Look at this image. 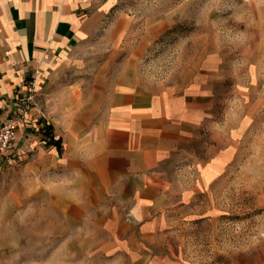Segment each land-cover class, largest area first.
Here are the masks:
<instances>
[{
    "label": "rangeland",
    "instance_id": "obj_1",
    "mask_svg": "<svg viewBox=\"0 0 264 264\" xmlns=\"http://www.w3.org/2000/svg\"><path fill=\"white\" fill-rule=\"evenodd\" d=\"M91 1L0 164V264H264V0Z\"/></svg>",
    "mask_w": 264,
    "mask_h": 264
},
{
    "label": "crops",
    "instance_id": "obj_2",
    "mask_svg": "<svg viewBox=\"0 0 264 264\" xmlns=\"http://www.w3.org/2000/svg\"><path fill=\"white\" fill-rule=\"evenodd\" d=\"M92 9L91 0H0V121L15 116L30 89L35 98L43 77L91 27ZM25 113L18 138L42 121L38 106ZM42 128L39 135L49 142Z\"/></svg>",
    "mask_w": 264,
    "mask_h": 264
},
{
    "label": "built area",
    "instance_id": "obj_3",
    "mask_svg": "<svg viewBox=\"0 0 264 264\" xmlns=\"http://www.w3.org/2000/svg\"><path fill=\"white\" fill-rule=\"evenodd\" d=\"M31 91L30 89L29 95L24 99L13 118H5L0 121V164L7 160L16 146L19 127L25 119V112L29 106L35 108L38 106L31 95ZM41 116L43 117L42 113Z\"/></svg>",
    "mask_w": 264,
    "mask_h": 264
},
{
    "label": "trees",
    "instance_id": "obj_4",
    "mask_svg": "<svg viewBox=\"0 0 264 264\" xmlns=\"http://www.w3.org/2000/svg\"><path fill=\"white\" fill-rule=\"evenodd\" d=\"M51 129V128H50ZM45 134L49 137L50 136V133L47 131V130H45ZM51 137V136H50ZM52 138V137H51ZM49 141H51V140H49ZM47 143H50V145H54V146H56V147H59L60 146V143L58 142V140H53V142H47Z\"/></svg>",
    "mask_w": 264,
    "mask_h": 264
}]
</instances>
